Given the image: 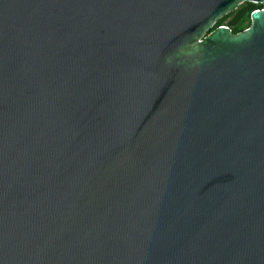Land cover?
I'll list each match as a JSON object with an SVG mask.
<instances>
[{
	"label": "water",
	"instance_id": "1",
	"mask_svg": "<svg viewBox=\"0 0 264 264\" xmlns=\"http://www.w3.org/2000/svg\"><path fill=\"white\" fill-rule=\"evenodd\" d=\"M263 6L0 0V264H264Z\"/></svg>",
	"mask_w": 264,
	"mask_h": 264
},
{
	"label": "trees",
	"instance_id": "2",
	"mask_svg": "<svg viewBox=\"0 0 264 264\" xmlns=\"http://www.w3.org/2000/svg\"><path fill=\"white\" fill-rule=\"evenodd\" d=\"M230 15V14H229ZM227 16L223 17L222 19H220L216 25L214 26V28L220 27V26H225V19ZM251 25V20H250V16L248 15L246 18H244L243 20H241L239 22V24L234 27L233 33L237 34L239 32H242L243 30L247 29L249 26Z\"/></svg>",
	"mask_w": 264,
	"mask_h": 264
},
{
	"label": "rangeland",
	"instance_id": "3",
	"mask_svg": "<svg viewBox=\"0 0 264 264\" xmlns=\"http://www.w3.org/2000/svg\"><path fill=\"white\" fill-rule=\"evenodd\" d=\"M246 6V5H245ZM244 6V7H245ZM237 12V11H236ZM236 12H233V13H231L230 15H228V17H226V19H225V26H228L227 24H229V22L235 17V15H236ZM250 16V14H246V15H244V17L243 18H246L247 16ZM242 20V19H241ZM240 20V21H241ZM239 24V22L236 24V26ZM236 26H232L231 27V30L233 31L234 30V27H236Z\"/></svg>",
	"mask_w": 264,
	"mask_h": 264
},
{
	"label": "flooded vegetation",
	"instance_id": "4",
	"mask_svg": "<svg viewBox=\"0 0 264 264\" xmlns=\"http://www.w3.org/2000/svg\"><path fill=\"white\" fill-rule=\"evenodd\" d=\"M245 5H246V3L240 5L239 8H243ZM260 5H261V4H258L257 6H260ZM243 19H244V18H243ZM243 19H242V20H243Z\"/></svg>",
	"mask_w": 264,
	"mask_h": 264
},
{
	"label": "built area",
	"instance_id": "5",
	"mask_svg": "<svg viewBox=\"0 0 264 264\" xmlns=\"http://www.w3.org/2000/svg\"><path fill=\"white\" fill-rule=\"evenodd\" d=\"M243 4H244V3H243ZM256 4L258 5V4H261V3H256ZM263 8H264V6H263ZM223 27H228V26H223ZM229 28L231 29V27H229ZM231 31H232V30H231ZM232 32H233V31H232Z\"/></svg>",
	"mask_w": 264,
	"mask_h": 264
}]
</instances>
